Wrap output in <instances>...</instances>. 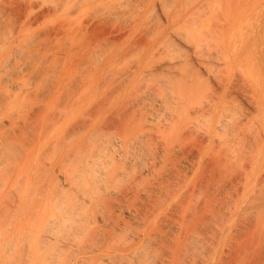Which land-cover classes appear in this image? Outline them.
<instances>
[{"label": "bare ground", "instance_id": "1", "mask_svg": "<svg viewBox=\"0 0 264 264\" xmlns=\"http://www.w3.org/2000/svg\"><path fill=\"white\" fill-rule=\"evenodd\" d=\"M0 264H264V0H0Z\"/></svg>", "mask_w": 264, "mask_h": 264}]
</instances>
